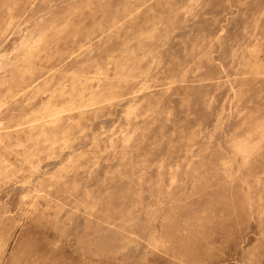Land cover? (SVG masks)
<instances>
[{
	"label": "rangeland",
	"instance_id": "374dc122",
	"mask_svg": "<svg viewBox=\"0 0 264 264\" xmlns=\"http://www.w3.org/2000/svg\"><path fill=\"white\" fill-rule=\"evenodd\" d=\"M0 264H264V0H0Z\"/></svg>",
	"mask_w": 264,
	"mask_h": 264
}]
</instances>
